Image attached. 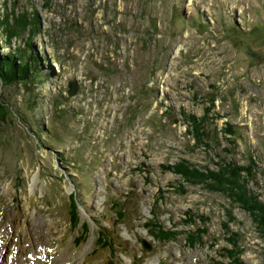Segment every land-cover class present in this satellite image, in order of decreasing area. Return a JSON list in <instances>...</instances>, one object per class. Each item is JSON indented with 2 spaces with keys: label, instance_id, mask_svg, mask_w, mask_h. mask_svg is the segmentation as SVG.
I'll list each match as a JSON object with an SVG mask.
<instances>
[{
  "label": "rangeland",
  "instance_id": "374dc122",
  "mask_svg": "<svg viewBox=\"0 0 264 264\" xmlns=\"http://www.w3.org/2000/svg\"><path fill=\"white\" fill-rule=\"evenodd\" d=\"M24 14L31 26L6 43V25ZM32 32L38 69L23 81L0 78L8 252L42 247L49 258L107 264L108 250L97 249L106 226L113 264H227L220 254L234 250L231 233L242 264H264V237L247 211L166 170L180 160L201 170L234 162L250 169L247 188L264 204V0H0V58L15 51L19 64ZM100 62L114 63L117 77ZM191 117L205 124L207 147L194 143ZM111 197L129 198L119 225ZM151 205L175 241L147 236ZM188 217L195 223L183 224ZM198 227L207 230L194 246L187 234Z\"/></svg>",
  "mask_w": 264,
  "mask_h": 264
},
{
  "label": "trees",
  "instance_id": "16d2710c",
  "mask_svg": "<svg viewBox=\"0 0 264 264\" xmlns=\"http://www.w3.org/2000/svg\"><path fill=\"white\" fill-rule=\"evenodd\" d=\"M27 19L28 17L24 14L22 16H19V18L16 17L14 19L15 26L13 25L11 27L10 25L8 26V24L6 25L7 27H5V30H3V32L1 31L3 35H6V43L10 44L12 37L21 38L22 35L26 33L25 29H28L31 26V22L27 21ZM34 34L35 32L29 33V36H31V43L30 45H28V48H31V51L27 55L24 51L21 52L20 49V51L17 50V55L19 56L17 57V61L19 64L15 63L16 58L14 59L12 55H15V51H11L10 53L5 54V58H0V78L23 81L28 79L32 76L33 73H35L40 63L33 53L34 50H32V41L34 40ZM110 63L111 68L108 69L104 63H99V71H102L107 79H113L118 75V72L112 65L114 63ZM189 121L191 124V136L194 143L197 146H200L201 144V146L207 147V143H205V140L208 138V134L204 126L205 124L198 123L197 120H195V118L193 117H191ZM216 166L217 168L214 170H210L209 168L201 170L194 167L192 164L185 160H180L174 166H167L166 170L174 172V174L180 177L182 183H185L189 186L202 185L209 192L225 195L230 200V202L237 204L240 209L249 213L252 221L256 224L257 231L262 237H264V204L259 202L256 197L251 195L247 188L246 176L252 177L250 169L245 166H238L234 162H224L221 159L216 163ZM183 189L184 186L182 184L178 185V190L180 192L182 191L181 193H184ZM159 194L161 195V191L159 192ZM128 201L129 198L125 202L112 203V209L115 210V219L119 222V224L124 222L127 218L128 209L125 203H128ZM160 216H155L154 221H148L144 223L145 227L148 230V234L152 236L155 241H159L161 243L175 241V238L179 234L174 230L166 228L165 225L162 224L161 221H159L158 217ZM200 219L201 221L205 222V220H203L201 217L199 218V220ZM228 221L230 223L232 221V218L230 217ZM184 223L189 225L195 223V221L193 218L188 217L184 220ZM227 226L228 225H224V228H227ZM104 229L105 227L98 228L99 238L97 246L100 248H107L109 250V264H112L114 256L113 245L110 242L111 238L104 236ZM206 230L207 229H205L204 227H198L195 229L194 233L187 234L189 242L191 241L190 244H193L194 246L199 245V243H196L198 242L197 239H201V237H204V235L206 234ZM190 238H193L194 240H190ZM238 238L239 234L231 233L227 241L233 247H235L234 250L228 252L229 256L225 255V253L220 254L221 257H225L226 259H228V264H242V261L239 258V255L241 253L239 249H237ZM236 253H238V256Z\"/></svg>",
  "mask_w": 264,
  "mask_h": 264
},
{
  "label": "bare ground",
  "instance_id": "6f19581e",
  "mask_svg": "<svg viewBox=\"0 0 264 264\" xmlns=\"http://www.w3.org/2000/svg\"><path fill=\"white\" fill-rule=\"evenodd\" d=\"M13 11V10H12ZM5 15V14H4ZM29 18V17H28ZM5 19V18H4ZM16 25H18V24H16ZM14 26H15V24H14ZM7 27V26H6ZM35 28V27H34ZM34 31V30H33ZM29 37V36H28ZM31 37V36H30ZM27 45H28V43H27ZM37 55V54H36ZM4 57V56H3ZM33 60V59H32ZM7 63H9V62H7ZM5 64V63H4ZM9 65V64H8ZM24 68H25V66H24ZM11 71V70H10ZM22 74H24V73H22ZM21 77V76H20ZM36 138V137H35ZM32 192L34 191V187H32ZM73 209H74V207H73ZM42 226V225H41ZM40 226V227H41ZM36 228V227H35ZM99 232V231H98ZM24 237V236H23ZM29 239H30V235L29 234H27L26 236H25V238H24V240H25V242H27V243H29V246L31 247L32 246V241L31 242H29ZM38 239V238H37ZM3 241H5L4 242V244H3V246L1 247L0 246V259H2V261L4 260V256H3V254L5 253V250H6V248L8 247L7 245H6V243H7V239H5V240H3ZM10 243V242H9ZM78 243V242H77ZM22 246V245H21ZM20 246V247H21ZM28 249H31V248H28ZM23 250H26V248L25 249H22V251ZM21 249H19V252H17L16 254H12L13 252H9L10 254H12V263L11 264H73V263H71L69 260H67L66 259V257L65 256H58V257H51V258H49V260H47V262L46 261H44V262H42V261H38V259L37 258H35V254H33V253H35V249H33V250H31V251H29V252H26L23 256H20L21 255ZM25 252V251H24ZM30 255L34 258V260H32L31 259V257H30ZM37 255H39L38 254V252H37ZM5 264V263H4Z\"/></svg>",
  "mask_w": 264,
  "mask_h": 264
},
{
  "label": "water",
  "instance_id": "95a60500",
  "mask_svg": "<svg viewBox=\"0 0 264 264\" xmlns=\"http://www.w3.org/2000/svg\"><path fill=\"white\" fill-rule=\"evenodd\" d=\"M76 84L75 83H70L69 84V91H68V95L69 96H72V95H74L75 94V92H76Z\"/></svg>",
  "mask_w": 264,
  "mask_h": 264
}]
</instances>
